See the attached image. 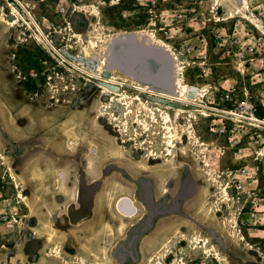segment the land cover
Returning a JSON list of instances; mask_svg holds the SVG:
<instances>
[{
	"label": "rangeland",
	"instance_id": "rangeland-1",
	"mask_svg": "<svg viewBox=\"0 0 264 264\" xmlns=\"http://www.w3.org/2000/svg\"><path fill=\"white\" fill-rule=\"evenodd\" d=\"M20 1L24 15L35 13L42 28L58 32L47 52L23 39L17 23L8 25L14 20L0 21V264H157L158 254L161 264H264V217L251 216L264 201V153L255 154L264 131L225 120L228 133L220 134L223 114L209 117L208 109L234 108L246 88L264 118V88L251 83L253 67L264 71V54L249 62L236 55L263 38L264 0H247L245 13L231 17L234 0H83L75 13L66 4L65 15L60 0ZM63 60L176 96L177 83H185L203 97L200 106L184 107L89 78ZM233 88L229 105L223 98ZM123 94L134 107L140 95L154 108L148 131L125 115V100L117 105ZM164 113L178 133L173 157L142 169L150 153H168ZM114 117L109 135L105 118ZM84 122L90 141L77 131ZM93 135H104L115 153L106 156L108 144ZM137 149L141 155L131 159ZM195 236L209 240V253L183 240Z\"/></svg>",
	"mask_w": 264,
	"mask_h": 264
},
{
	"label": "bare ground",
	"instance_id": "bare-ground-1",
	"mask_svg": "<svg viewBox=\"0 0 264 264\" xmlns=\"http://www.w3.org/2000/svg\"><path fill=\"white\" fill-rule=\"evenodd\" d=\"M220 6H223V5H220ZM248 8H249V5H248L247 0H242L241 5H238L237 2H236V8L233 7L232 11L230 12V17L233 16V15H237L238 13H243L244 14L245 12H242V11L243 10H246ZM256 22H257L256 23V26L258 28L262 29V27L259 25V21H256ZM7 23L11 27H13L16 24V22H14V21H9ZM79 38H81L80 35H79ZM93 43H92V45H94ZM82 51H83L82 54H84V52H85L84 48H83ZM58 54H59V52H58ZM82 54L80 56H77V57L80 58V59L86 60L85 59L86 56L85 55H82ZM92 61H94L96 63L97 60L96 61L95 60H92ZM62 63L63 64L68 63V64L72 65L74 68L78 69V71L80 72V74L87 75L89 78L97 79V80H99V81H101V82H103L105 84H108V85H111V86H114V87H119V86L132 87L133 89L139 91L140 94L148 95L150 97H161V98H164V99L169 100L170 102L176 103L178 105H182L184 107L191 106V105H198L199 104V101H201V98L203 97V92H200V91L198 92V95L195 96V97L191 96V94H194V93H188L187 94L188 87L185 85V83L184 84L183 83H177L176 86L178 88H182L181 89L182 90V95L181 96H176L174 94L176 92V90H175V92L173 91L174 93L160 91V90L158 91L157 89L155 90L154 88H149V87H146L145 85H141V84H130V83L124 82V81L119 80L118 78H116V76L105 77L102 74H96V73L92 72L91 70H87V68L81 62L78 64V62L63 60ZM104 63H105L104 60H101L99 62V64H104ZM109 69H112V68H109ZM103 88H104L103 93L105 94L106 97L113 96V92L111 91V89H109V88H107L105 86ZM126 96H127L126 94L121 95L120 98L117 99V101H116L117 102V105L120 106L121 102H123L125 100L127 102V103L125 102V105H126L125 106L126 107V109H125V115L128 116V117L133 116V118L135 119L136 125H140L145 130L148 131V129L152 126V124H156V121H157L156 120L157 119L156 118V113L154 112V108L150 109L149 104H147V102L145 100H143L140 95L135 96V100L138 102V104H136L135 107H134L135 102L133 101V98H131L129 96L126 97ZM126 99H128V100H126ZM198 106H200V105H198ZM201 107L208 108L207 106H201ZM159 108H160L159 106L158 107H155V110L156 111L157 110H160ZM180 111H185V110H180ZM147 112H149L152 117H148ZM205 114H207V113L205 112ZM105 115H107V114H105ZM105 119H107L108 122L107 123L105 122L106 125L103 127V130L104 131H108V133L110 135L114 131L112 126L114 124L113 121L115 120V117L114 118H109V119L108 118H105ZM170 119L171 118H170V115L168 113H164L163 114V121L166 123L165 124L166 125L165 126L166 133L164 134V139H165L164 142H165V144L167 146V152L168 153H166L163 156L160 155V154H158V153H155V152L150 153L149 156H148V158H146L144 161H142L140 163L141 166H142V169H145L146 168V165H151V163H153V162H156V163L157 162H164L165 161V158H167L169 156L173 157V151H172V149L175 148V143H177L175 141V139H176L175 137L178 136V133L176 134V132L173 131V129H172L173 126L171 127V125H170ZM100 123H104V121H101V118H100ZM77 131H78V134L80 135V137H83V135L85 134V131H86V124H85V122L80 126L79 130H77ZM125 132H126V130L123 131V133H125ZM71 134H73V133H71ZM71 134H67V137H71ZM136 135L138 136V138L140 137V134L138 132H137ZM93 137H95V138L97 137V139H96L97 142H98V139L101 137L102 138L101 140H104V142H106L108 144V146L110 148V153L107 154L106 156L112 155L113 152L115 153V151L113 150L115 146L112 147V145H110L108 139L104 135H100V136L99 135L98 136L93 135ZM83 138H85L86 140H89L88 136L87 137L85 136ZM90 138L93 139L92 137H90ZM126 142L127 141H125V143ZM106 143H105V145H106ZM115 144L116 145L119 144V140L118 139L115 140L114 145ZM96 152H98V158L99 157H105V155H102L101 154V151H100L99 147H97V151ZM140 155H141V149H137V150L134 151V153L132 155L133 158H131V159H135V158H137ZM206 165H207V167L212 166L211 161H207L206 162ZM167 166H169V165H167ZM159 172L161 174H165L166 171L163 168L162 170H159ZM163 178L164 177H161V178H159V180H161V179L163 180ZM223 192H224L225 196H227V193H228L227 192V189L223 190ZM22 198H23V196H22ZM122 212H124V211L122 210ZM124 215H126V212H124ZM183 240L184 241L187 240L189 242H197V244H201L204 247L205 253H209L210 250H211L208 247V243H209V240L208 239H204L203 242H201V243H199V240L200 239L199 238H196V236H195V238H193V237H184ZM167 247L163 245V248H162V251H161V257H162V259L163 258L167 259L168 256H169V251H168ZM214 248H215V246H214ZM171 253L172 252H170V254ZM158 258H159V254H158L156 260H157V264H161V258H160V261H158Z\"/></svg>",
	"mask_w": 264,
	"mask_h": 264
},
{
	"label": "built area",
	"instance_id": "built-area-1",
	"mask_svg": "<svg viewBox=\"0 0 264 264\" xmlns=\"http://www.w3.org/2000/svg\"><path fill=\"white\" fill-rule=\"evenodd\" d=\"M60 1L61 4L59 6L58 13L60 15H65L68 10L66 4L70 6L71 12L75 13L81 10L79 4L83 0ZM21 3L22 2L20 0H3V10L6 15L5 17L10 18L17 23L16 27L22 29L21 35L23 34L24 36H22L25 37V39L34 41L37 45L41 46L47 52L52 51V44L54 43V40L51 38V36H53V33H57L56 30L52 32L50 30L52 27L49 25L47 26L49 28V32L46 33L38 23L36 16H34L31 12L27 13V15L23 14L24 5H22ZM25 16L28 18V20H26ZM236 43V47H242V40L237 39ZM258 54H264V35L263 38L254 36L253 41L249 45H247L245 51L243 53L239 52L236 55L242 60L246 59L247 57L250 58L246 61L249 62L250 60H253L251 57ZM253 68L255 69V71L253 72L254 75L252 77L251 83L254 86L261 85L264 88V71H260V69H258L257 67ZM237 94L238 93L236 92L235 88H233L232 90H229L224 94L223 101L226 104L232 105L233 100L237 97ZM224 111L225 112L222 111L223 118L221 119L222 127L220 129V134L227 135L228 133L225 120L231 121L233 127L241 124L244 126L252 127L258 132L264 131V118L259 115L260 106L258 105L255 95L251 94L246 88L243 92V98L236 101L234 108L226 109ZM260 137V135H257L255 138V144L259 146L258 149L255 150V154L257 155V157L263 155L264 153V145ZM234 144L237 145L238 141L235 140ZM262 208H264V201L261 204L255 203L253 205L251 216L254 220H259L264 217V209ZM204 264H207V262H204Z\"/></svg>",
	"mask_w": 264,
	"mask_h": 264
},
{
	"label": "flooded vegetation",
	"instance_id": "flooded-vegetation-1",
	"mask_svg": "<svg viewBox=\"0 0 264 264\" xmlns=\"http://www.w3.org/2000/svg\"><path fill=\"white\" fill-rule=\"evenodd\" d=\"M33 15L34 16H36V14L35 13H33ZM5 12H4V10H3V0H0V21L2 20H5ZM36 19H37V21H39L40 22V20H39V18L36 16ZM9 20H11L10 18H9ZM38 22V23H39ZM79 22V18H77V19H75L74 20V24L75 23H78ZM67 23V22H66ZM22 24H25V23H22ZM43 26H45V24L46 23H41ZM45 28V29H44ZM20 29V28H19ZM43 30L46 32V33H48L49 32V28L47 27V25L45 26V27H43ZM56 30V32H58L57 31V29H55ZM61 32V31H60ZM20 33H21V29H20ZM17 38H18V36H17ZM20 38H21V36H19V38H18V40H20ZM23 39H25V38H23ZM25 40H28V39H25ZM20 42L22 43L23 41L22 40H20ZM64 52V51H63ZM65 53V52H64ZM65 56L67 55L68 57H70L69 56V54L67 53H65L64 54ZM209 92V91H208ZM207 92V93H208ZM207 95V94H206ZM191 96H195L194 94H191ZM207 106V105H206ZM210 111H211V113L209 114V117H212L213 116V114H215L214 112H219L220 114H222V111L221 110H224V109H218V108H216L215 106H213V103H211L210 104V106H209V108H208ZM215 116V115H214ZM219 121H221V119L219 120ZM156 164V163H155ZM145 178V177H144ZM146 178H147V175H146ZM126 200H128L127 202H129V205L133 208L132 210H131V212H130V214L129 215H134V214H136L137 213V210H136V206L134 205V203H133V201L132 200H130V199H126ZM123 205H126L125 203H124V201H122V202H120V204H119V210L122 212V210L123 209H125V208H123ZM122 213H124V212H122Z\"/></svg>",
	"mask_w": 264,
	"mask_h": 264
},
{
	"label": "water",
	"instance_id": "water-1",
	"mask_svg": "<svg viewBox=\"0 0 264 264\" xmlns=\"http://www.w3.org/2000/svg\"><path fill=\"white\" fill-rule=\"evenodd\" d=\"M236 2H237V4L238 5H241V3H242V0H235ZM72 59H74V60H76V61H81V62H86V63H89V64H91V65H95V62L94 61H92V60H84V59H80V58H78V57H75V56H72V55H69ZM147 63H148V60H147ZM148 67V66H147ZM198 89L196 88V87H189L188 89H187V94L188 93H194V95L195 96H197L198 95ZM194 96V97H195ZM17 147H16V145H14V144H11V147H10V150L11 151H14L15 149H16Z\"/></svg>",
	"mask_w": 264,
	"mask_h": 264
}]
</instances>
